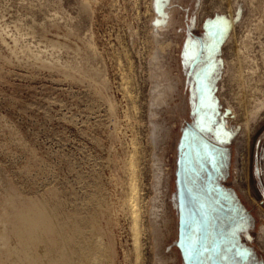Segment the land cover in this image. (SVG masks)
Returning <instances> with one entry per match:
<instances>
[{"label":"rangeland","instance_id":"rangeland-1","mask_svg":"<svg viewBox=\"0 0 264 264\" xmlns=\"http://www.w3.org/2000/svg\"><path fill=\"white\" fill-rule=\"evenodd\" d=\"M215 30L264 264V0H0V264H186L184 61Z\"/></svg>","mask_w":264,"mask_h":264},{"label":"flooded vegetation","instance_id":"flooded-vegetation-1","mask_svg":"<svg viewBox=\"0 0 264 264\" xmlns=\"http://www.w3.org/2000/svg\"><path fill=\"white\" fill-rule=\"evenodd\" d=\"M219 35L218 30L211 38L191 33L187 43L188 118L176 165L181 238L186 264H254V216L229 179L238 125L219 94Z\"/></svg>","mask_w":264,"mask_h":264},{"label":"bare ground","instance_id":"bare-ground-1","mask_svg":"<svg viewBox=\"0 0 264 264\" xmlns=\"http://www.w3.org/2000/svg\"><path fill=\"white\" fill-rule=\"evenodd\" d=\"M161 95V94H160ZM93 235V234H92ZM99 239V238H98ZM92 242V241H91ZM87 243V242H86ZM97 245V244H96ZM87 246V245H86ZM89 246V245H88ZM95 246V245H94ZM88 248V247H87ZM90 249V248H89ZM92 249V248H91ZM91 251V250H90ZM89 251V252H90ZM89 254H91V253H89ZM87 255V254H86ZM100 255V254H99ZM99 255H97V253H95V252H92V257L96 260V258L99 256ZM83 259H84V257H83ZM92 259V258H91ZM88 260V259H87ZM86 259L85 260H82L80 263L81 264H89V261H87ZM89 260H90V257H89ZM87 261V262H86ZM97 261V260H96ZM92 262V261H91ZM92 264V263H91Z\"/></svg>","mask_w":264,"mask_h":264},{"label":"crops","instance_id":"crops-1","mask_svg":"<svg viewBox=\"0 0 264 264\" xmlns=\"http://www.w3.org/2000/svg\"><path fill=\"white\" fill-rule=\"evenodd\" d=\"M261 157L263 156V153H261V155H260ZM257 162L259 163V160L257 159ZM257 162H256V164H257ZM257 166H258V164H257ZM256 174L258 173V170H256V172H255ZM263 188V187H262Z\"/></svg>","mask_w":264,"mask_h":264}]
</instances>
